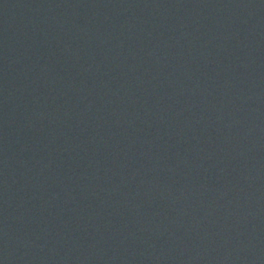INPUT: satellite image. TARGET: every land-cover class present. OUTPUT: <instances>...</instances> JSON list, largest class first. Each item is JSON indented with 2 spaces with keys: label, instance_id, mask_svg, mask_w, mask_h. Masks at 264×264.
I'll return each mask as SVG.
<instances>
[{
  "label": "water",
  "instance_id": "1",
  "mask_svg": "<svg viewBox=\"0 0 264 264\" xmlns=\"http://www.w3.org/2000/svg\"><path fill=\"white\" fill-rule=\"evenodd\" d=\"M0 264H264V0H0Z\"/></svg>",
  "mask_w": 264,
  "mask_h": 264
}]
</instances>
